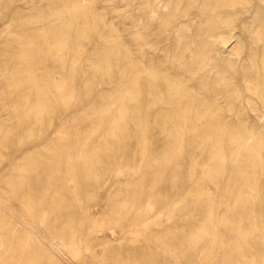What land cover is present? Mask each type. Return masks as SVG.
Returning a JSON list of instances; mask_svg holds the SVG:
<instances>
[{
  "label": "rangeland",
  "instance_id": "rangeland-1",
  "mask_svg": "<svg viewBox=\"0 0 264 264\" xmlns=\"http://www.w3.org/2000/svg\"><path fill=\"white\" fill-rule=\"evenodd\" d=\"M40 1L0 3L3 15L0 18V58L5 45L3 39L24 40L39 33V23L35 18L39 11L45 9V0ZM54 1L62 5L71 0ZM95 1L94 12L100 15L105 25L117 31L125 46L131 48L132 34L141 37L143 50H147L144 51L145 56L150 50L155 54L161 53L180 29L185 30L186 40L192 47L180 57V62L193 63L196 61L193 49H201L206 41H213L214 46L206 47L202 65L193 81L203 82L207 87L216 84L222 90L233 89L235 100L231 109L225 99L221 97L218 100L221 120L232 125L240 123L244 137H257L259 127L264 124V115L262 119L258 118L248 109L256 102L252 87L245 78L250 81L252 71H255L257 86L264 79V25L260 26L253 20L255 14H264V0L251 1L246 11L237 13L236 21L227 25L225 36L216 32L209 37L201 35L198 38L195 32L202 26V6L189 8L187 0ZM145 3L149 8L148 15L138 16ZM231 8L229 5L228 9ZM161 14L172 20L170 28H157ZM148 16L152 19L151 29L145 31ZM219 17L214 19V24L220 22ZM255 25V33L246 31ZM255 35L257 39L251 43ZM114 40V34L107 29H94L82 49V61L91 63L93 54ZM168 52L170 57L178 55L174 46ZM178 58L175 56L176 60ZM9 72V66L5 67L0 62V97L13 90L9 86ZM58 80V75H53V81ZM120 86L121 81L116 77L109 85L99 81L95 84V93L112 92ZM21 92H14L7 103L0 101V264H135L145 255V259H155V264H264V210L255 208L259 192L255 197L250 194L247 200L244 199V206L238 210L235 205L242 201L241 197L228 194L232 188L227 187L224 175L217 174L213 182L204 179L208 170H215L217 163H223L232 150L216 138L208 139L204 149L191 147V132L205 127L204 120L184 119L175 144L167 131L161 132L154 126L156 114L168 111L167 102H160L149 115L141 111L133 115L129 106L123 107L124 117L111 132L115 137L114 143L107 145L104 140L110 132V125L104 126L98 117L84 118L88 105L73 107L69 104L63 116L54 106L49 121L42 123L33 110L36 98L29 99L21 108L17 105ZM53 103L62 104L60 100H52ZM141 104L146 105L148 101L141 100ZM69 119H75L73 137L84 140L82 151L89 153L98 149L97 163L104 169V174L97 171L95 177L86 178L88 188L77 197L80 201L75 220L63 232V217L56 220L55 214L31 212L27 203L29 188L36 181L41 182L43 189H47L53 198L59 197V188L53 181L55 171L63 176V187L70 193L75 192V184L65 176L63 166L53 159V150L67 141L62 126ZM136 119L140 125L135 129L132 123ZM12 141L15 145L11 144ZM214 155L215 160H212ZM165 160L167 165L163 169L160 165ZM46 164L51 165L49 170L42 168ZM155 169L158 172L152 175ZM254 179L256 189H261L264 185L263 167H254ZM169 180L174 187L166 192L163 185ZM196 191L214 201L209 215L205 214L203 224L199 226L195 221L201 214L200 208L192 207L187 215L182 212V206L189 203ZM200 205L205 206L206 201ZM79 213H82L80 218ZM227 215L228 220L225 221ZM63 216L66 218V213ZM51 223L52 228L47 229ZM198 228L204 232L200 243L191 240V235ZM63 233L65 236L58 238L57 250L47 253V242ZM36 250L34 258L26 256L28 251Z\"/></svg>",
  "mask_w": 264,
  "mask_h": 264
},
{
  "label": "bare ground",
  "instance_id": "bare-ground-1",
  "mask_svg": "<svg viewBox=\"0 0 264 264\" xmlns=\"http://www.w3.org/2000/svg\"><path fill=\"white\" fill-rule=\"evenodd\" d=\"M10 1L0 0V3L8 5ZM251 1L254 2L256 0H187L186 5L189 8L202 6V26L196 29L195 37L198 38L201 35L209 37L216 32H222V35L225 36L227 34V25L236 21V14L246 11ZM95 2V0H71L67 4L63 3L64 5H60L54 0H45V9L39 11L35 18L39 23V33L24 40L14 38L3 39L5 45L0 62H3L5 67L9 66L10 68L7 76L9 86L13 90L5 92L4 96L0 97V101L7 103L9 96L14 92L22 91L19 93L17 102V105L21 108V105L29 99L36 98L33 110L37 119L42 121V123L49 121V114L51 108L54 106L59 109V114L63 116L69 104L73 107L88 105L87 111L83 114L84 118L92 119L93 117H98L104 126L110 125V132L107 133L104 140L107 145L114 143L115 137L111 132L114 130V125H119L124 117L121 110L123 107L129 106L132 109L133 115L139 111L149 115L160 102H167L169 105L168 111L156 114L154 126L158 127L161 132L167 131L176 144L178 141L176 136L183 126L182 121L184 119L204 120L205 127L199 129L197 126L198 129H194L191 132V147L194 149H204L208 139L216 138L218 142H223L232 148L225 161L217 163L215 170L209 169L207 177L205 176L206 178L204 179L208 182H213L217 174L221 173L224 175L227 179V187L232 188V191L228 194L241 197L242 201L235 205V208L238 210L244 206V199L247 200L250 194L255 197L258 191V202L255 208L257 211H263L264 185L261 189H256L254 167L264 168V124L259 127V134L254 139L251 136L244 137L240 123L232 125L221 120L222 110L218 100L221 97L225 99L229 109H231L235 100V91L233 89L222 90L216 84L207 87L203 82L195 83L193 81L195 73L202 65L206 47L214 46V42L208 40L201 49L196 50L194 48L193 55L196 61L193 63L180 62L183 54L186 51L192 50L190 43L186 40L187 35L185 30L180 29L174 33L167 48L161 50V53L155 54L150 50L145 56L144 51L147 50H143V40L141 37L137 34H132L130 37L131 48L125 46L117 31L113 27L105 25L100 15L94 12ZM229 5H232L231 10L228 9ZM148 9L145 3L144 9L138 16L148 15ZM218 16L221 17V20L219 23L214 24V19ZM2 17L3 15L0 13V18ZM151 20L148 16V24L145 26V31L151 29ZM253 20L260 26L264 25V14H255ZM172 25L173 22L168 16L165 14L159 16L157 21V28L159 30L170 28ZM98 27L107 29L114 34L115 40L110 45L104 47L102 51L97 50L93 54V61L91 63L83 62L82 49L87 44L86 39ZM256 27L257 25L252 30L246 28V31L250 33L254 31L255 33ZM262 28L264 29V26ZM256 39V35L253 36L251 43H254ZM172 46L177 48L178 55L172 54L170 57L168 50ZM175 56L179 57L178 60L175 59ZM174 66L177 69H174ZM53 75H58L59 80L54 82ZM115 77L121 81L120 88L112 92L109 90L104 94L95 93V84L97 82L100 81L109 85ZM250 78L252 82L248 78H245L247 79L245 82L249 83V86L251 85L256 103L249 105L248 109L254 112L258 118L262 119L264 115V79L262 78L261 85L257 86L255 71H252ZM145 99L148 101V104H141V100ZM52 100L54 102L60 100L62 104L53 103L52 105ZM74 122L75 119H69L63 124L62 131L68 138L67 141L59 144L53 150V159L56 164L63 166L65 176L70 177L75 184V192L70 193L65 186L63 187L61 184L63 176L55 171L53 181L59 188V192L57 193L59 197L53 198L47 189H43V184L36 181L29 188L30 195L27 203L28 209L31 212L45 211L46 214H55L54 218L56 220L63 217L61 224L63 232L75 220L79 207L77 203L80 201L77 197H80L81 193L86 192L88 188L86 178L95 177L97 171L101 175L104 174V169L97 163L98 149L85 153L82 151L84 140L73 137ZM139 125L138 119L132 123L135 129L139 128ZM11 144L15 145V141H12ZM211 159L215 160V155ZM161 164L160 166L164 169L167 165V160ZM50 166L46 164L42 168L49 170ZM157 172V169H155L152 175H155ZM173 187L174 184L171 180L166 181L163 185L166 192L171 191ZM204 200L206 201V205L201 206L200 204ZM157 202H160V200ZM213 202L212 199L206 198L202 192L196 191L192 194L189 203L182 206V212L184 215H187L192 207L200 208L201 214L195 221V225L199 226L203 224L206 217L205 214L209 215ZM229 204L231 205V203ZM64 213L67 215L66 218L63 216ZM81 215L82 213H79L78 217L80 218ZM224 220H228V215ZM51 228L52 223L48 225L47 229ZM64 234L58 235V237H54L47 242V253L52 254L57 250L59 246L58 238L60 236L64 237ZM191 236L192 241L200 243L203 240L204 232L201 228H198L194 230ZM257 237L259 236L257 235ZM1 247L2 245L0 244ZM36 252L37 250L28 251L26 256L32 259L35 257ZM234 252H236V255H239L237 253L238 250ZM145 256L138 258L135 264H155V259H145Z\"/></svg>",
  "mask_w": 264,
  "mask_h": 264
}]
</instances>
